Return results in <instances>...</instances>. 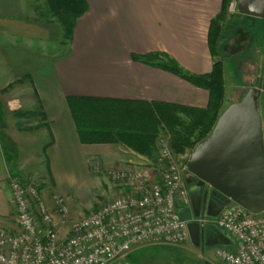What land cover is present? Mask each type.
Instances as JSON below:
<instances>
[{
	"label": "crops",
	"instance_id": "crops-1",
	"mask_svg": "<svg viewBox=\"0 0 264 264\" xmlns=\"http://www.w3.org/2000/svg\"><path fill=\"white\" fill-rule=\"evenodd\" d=\"M220 7L221 0H87V10L75 21L73 35L65 37V51L57 53L53 47L48 54L20 50L7 56L6 65L0 62V77L23 75L32 84L28 87L32 90L17 96L14 95L16 87L0 86L1 92L11 88L13 93L5 101V111L0 115V225L15 228L8 178L12 175L21 180L35 179V174L27 169L40 154L24 153L35 138L44 137L43 162L53 180L62 157L77 156L79 152L83 157L85 144L79 141L68 96L157 101L205 108L209 99L206 89L156 66L133 60L132 55L160 52L190 73H209L219 56L211 54L207 34ZM20 9L21 0L6 3L0 0V35L19 34L28 41L31 38L43 43L59 38V22L50 11L43 23L9 15ZM238 21L237 13L227 19L223 28L232 27V23L237 25ZM32 44L27 47L33 49ZM5 46L0 43V54H5ZM221 59L224 97L220 112L226 103L239 100V83L227 76L224 59ZM44 66L48 67L44 74L39 73ZM30 111L36 114L26 113ZM10 114V118L7 117ZM29 118L36 120L30 122ZM29 126L37 127L30 129ZM1 139H6L12 151L11 159L6 158ZM87 145L108 149L114 145L122 147L121 155L105 148L99 152L102 157L122 161V166H137L136 160L144 159V155L120 144ZM131 153L135 155L134 161L129 159ZM41 168L38 171L41 172ZM149 262L146 255H139L137 264Z\"/></svg>",
	"mask_w": 264,
	"mask_h": 264
},
{
	"label": "built area",
	"instance_id": "built-area-1",
	"mask_svg": "<svg viewBox=\"0 0 264 264\" xmlns=\"http://www.w3.org/2000/svg\"><path fill=\"white\" fill-rule=\"evenodd\" d=\"M237 13V1L231 0L227 14ZM158 143L155 161L142 157L137 166L106 169L134 192L73 220L62 198L54 195L49 207L34 184L11 175L15 228L0 225V264H130L128 254L134 248L185 243L189 223L213 224L230 238L228 245L214 250L225 263L264 264V216L238 204L229 206L226 197L216 216L202 210L194 216L182 174L187 162L177 165L163 136ZM181 208L190 209L189 218L178 215Z\"/></svg>",
	"mask_w": 264,
	"mask_h": 264
},
{
	"label": "rangeland",
	"instance_id": "rangeland-1",
	"mask_svg": "<svg viewBox=\"0 0 264 264\" xmlns=\"http://www.w3.org/2000/svg\"><path fill=\"white\" fill-rule=\"evenodd\" d=\"M9 1L3 0L5 3ZM47 13L49 14V9L45 0H21V9L19 12L9 15L23 19L29 18L30 20L43 23L49 18V16H46ZM233 16L229 15L227 19ZM58 26H60V33L57 34V38H59L57 40L52 39L53 41H45V43L31 38L28 41L26 37L19 34L12 36L0 35V43L6 45L4 47L6 49L5 54H0L2 58L0 62L6 65L7 56L16 52L20 53V50L27 52L32 50L34 53L48 54L50 53V48L53 47L57 53L65 51L66 46L64 45L65 37L63 29L60 24ZM226 27H224L225 29L222 28L221 35L223 34V36L219 44L220 55L224 59L226 74H228L227 76L230 75L235 82L238 81L239 100L248 89L255 88L259 90L258 111L264 128V19H254L241 15L239 16L237 25L232 23V27ZM30 43H33V49L27 47ZM47 68L44 66L40 69L39 73L44 74V70ZM4 84L16 87L14 91V95L16 96L25 92V90H32L28 88L32 86L30 80L23 75L13 77L8 74L2 76L0 77V86ZM11 90V88H8L4 92L0 91V115L5 111V101L9 96L11 97L13 95ZM229 104L226 103V106ZM10 116L11 114L7 115L9 118ZM28 120L33 122L36 118H29ZM166 131L164 127L159 135L163 136L170 145V137ZM43 139V136H38L32 144L26 146L24 149V153L40 154V156L35 158V163L32 162V165L29 164L27 169L32 175L33 173L35 174V179H30L29 177H26V179L37 187L41 197L49 207H51V200L54 195L62 198L68 209L69 220L84 216L119 196L134 192L130 184L115 181L107 174L106 169L108 167L113 165L122 166V161L117 160L115 157L108 158L100 156L99 152L105 147H94L98 145H83V157L80 152L77 156L73 154L66 158L62 157L57 163L53 180L49 169L45 168L43 162L45 161L42 151ZM1 143L6 158L11 159L10 155L12 151L7 147L6 139H1ZM159 146V143L155 145L152 156L144 155V157L155 161ZM120 149L116 145L111 146L109 149L105 148L110 153L121 155L122 150ZM171 151L175 154L174 159L177 165L182 166L187 162L190 150L178 153H175L172 149ZM129 159L134 161L135 155L131 153ZM40 168L41 172L38 171ZM182 174L186 182L190 173L188 170H183ZM190 214L191 211L189 208H181L178 211L180 217L189 218ZM259 214L264 216V210ZM205 226L210 229L212 237L216 239L215 245H206L202 241V243L200 242L199 245H196L191 238L179 245L148 244L144 247L141 246L142 248L140 247L130 251L128 258L131 264H137L140 254L146 255L150 259V262L147 264H227L216 256L214 250L217 246L228 245L230 238L213 224L207 223ZM66 230V226L62 228L60 232L61 236Z\"/></svg>",
	"mask_w": 264,
	"mask_h": 264
},
{
	"label": "trees",
	"instance_id": "trees-1",
	"mask_svg": "<svg viewBox=\"0 0 264 264\" xmlns=\"http://www.w3.org/2000/svg\"><path fill=\"white\" fill-rule=\"evenodd\" d=\"M229 1L221 0L220 11L211 20L208 29L207 43L210 52L213 56H219L213 62L209 73H190L173 58L160 52L132 55L133 60L156 66L206 89L209 99L205 108L157 101L68 96L67 103L79 141L84 144H120L141 155L152 156L155 145L159 142V133L164 127L170 137L169 146L175 153L191 151L205 138L220 114L224 97L223 62L219 44L222 28L229 16ZM45 2L52 17L61 25L64 37L70 38L75 21L87 10V0ZM26 113L32 116L36 114L33 111ZM34 127L37 126L27 128ZM215 193L218 195L216 191Z\"/></svg>",
	"mask_w": 264,
	"mask_h": 264
},
{
	"label": "water",
	"instance_id": "water-1",
	"mask_svg": "<svg viewBox=\"0 0 264 264\" xmlns=\"http://www.w3.org/2000/svg\"><path fill=\"white\" fill-rule=\"evenodd\" d=\"M237 11L264 19V0H236ZM259 90L250 88L238 101L226 106L210 133L190 151L186 167L192 175L186 183L199 178L229 206L241 205L252 213L264 210V150L262 119L258 111ZM194 216L202 210V190H190ZM208 201L206 213L216 216L221 208ZM202 225L189 223L191 240L199 245ZM206 245H210L205 243Z\"/></svg>",
	"mask_w": 264,
	"mask_h": 264
},
{
	"label": "flooded vegetation",
	"instance_id": "flooded-vegetation-1",
	"mask_svg": "<svg viewBox=\"0 0 264 264\" xmlns=\"http://www.w3.org/2000/svg\"><path fill=\"white\" fill-rule=\"evenodd\" d=\"M189 178L192 177L188 176ZM188 192L190 189H193V191H197L201 188L202 190V211L207 210L208 201L211 199H214L217 204H222L225 198L223 196H219L215 193V191L209 187L206 183L202 182L199 178H195L194 180L190 181L189 183H186ZM202 231L200 232V242L207 244L215 245L216 239L212 237V232L209 228H207L205 225L202 227ZM201 242V243H202Z\"/></svg>",
	"mask_w": 264,
	"mask_h": 264
},
{
	"label": "bare ground",
	"instance_id": "bare-ground-1",
	"mask_svg": "<svg viewBox=\"0 0 264 264\" xmlns=\"http://www.w3.org/2000/svg\"><path fill=\"white\" fill-rule=\"evenodd\" d=\"M263 126V125H262Z\"/></svg>",
	"mask_w": 264,
	"mask_h": 264
}]
</instances>
